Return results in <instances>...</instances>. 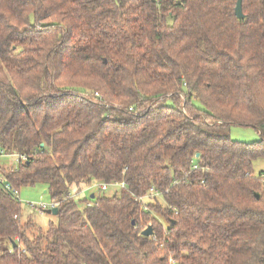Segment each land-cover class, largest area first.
I'll return each mask as SVG.
<instances>
[{
  "label": "trees",
  "instance_id": "trees-1",
  "mask_svg": "<svg viewBox=\"0 0 264 264\" xmlns=\"http://www.w3.org/2000/svg\"><path fill=\"white\" fill-rule=\"evenodd\" d=\"M237 3L0 0L7 180L61 203L32 237L0 187V264H264V0ZM96 182L126 187L80 209Z\"/></svg>",
  "mask_w": 264,
  "mask_h": 264
},
{
  "label": "rangeland",
  "instance_id": "rangeland-1",
  "mask_svg": "<svg viewBox=\"0 0 264 264\" xmlns=\"http://www.w3.org/2000/svg\"><path fill=\"white\" fill-rule=\"evenodd\" d=\"M196 103L199 104L198 102ZM231 138L241 142H254L260 140V135L253 128L233 126L231 129ZM18 163L19 157L16 155L0 156V169L4 172L6 171V173L11 169L17 168ZM254 170L257 175L262 172L264 173V157L259 158L254 162ZM94 184L95 183H92L91 186ZM86 188L87 186H82L80 188L74 187L71 192L73 195L72 197L76 201L82 202L84 199H89L92 194L113 197L116 193H120L121 191V188L119 187H111L107 191L93 190L85 192L84 190ZM45 191L46 186L42 184L23 187L20 191V201L23 207L24 221L30 218L33 224V226L28 230V235L32 237L38 234V227H42L46 230L49 228L51 221L56 222V218L49 213V209L44 212H40L39 210H35L31 207V204H51L52 199L48 193H45ZM79 207L80 209H84L85 204L83 202L79 203Z\"/></svg>",
  "mask_w": 264,
  "mask_h": 264
},
{
  "label": "built area",
  "instance_id": "built-area-1",
  "mask_svg": "<svg viewBox=\"0 0 264 264\" xmlns=\"http://www.w3.org/2000/svg\"><path fill=\"white\" fill-rule=\"evenodd\" d=\"M4 155H7V154L5 153L4 150H2L0 148V156H4ZM18 157H19V161H26L27 160L26 155H22V156H18ZM195 168H197V166ZM0 187L3 188L7 193L12 195L13 197L20 199V192L18 190H16L10 184V182L7 180L6 173L1 169H0ZM111 187H119L122 189V188H125L126 185L124 182H114V183L96 182L94 185L88 186L84 191L85 192L86 191H93V190L107 191ZM161 197H162V193L153 187L150 189V191L147 193V195H145L143 197H139V200L142 202H145L147 199H155V198H161ZM60 204H61L60 202L52 201L50 205H47L44 203H41L39 205L31 204V207L35 210H39L40 212H44L48 209L52 210L54 208H58L60 206ZM152 237L155 238V235ZM172 262L174 263L173 260H172Z\"/></svg>",
  "mask_w": 264,
  "mask_h": 264
},
{
  "label": "water",
  "instance_id": "water-1",
  "mask_svg": "<svg viewBox=\"0 0 264 264\" xmlns=\"http://www.w3.org/2000/svg\"><path fill=\"white\" fill-rule=\"evenodd\" d=\"M236 15L239 19H245V15L243 12V0H238L237 6H236ZM42 146H44V145L42 144ZM45 193H47V190L45 191ZM257 197H259V196H257ZM91 198L94 199L95 195L92 194ZM49 213L56 216L58 214V208H54L52 210H49ZM154 233H155L154 228L152 226H149L146 230H144L142 235L145 237H152V236H154Z\"/></svg>",
  "mask_w": 264,
  "mask_h": 264
}]
</instances>
